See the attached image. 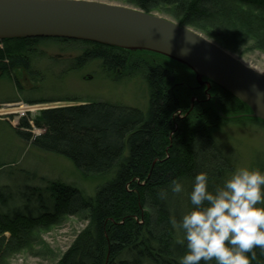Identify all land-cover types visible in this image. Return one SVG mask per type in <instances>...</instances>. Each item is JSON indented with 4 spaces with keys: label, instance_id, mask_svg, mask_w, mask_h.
Returning <instances> with one entry per match:
<instances>
[{
    "label": "trees",
    "instance_id": "1",
    "mask_svg": "<svg viewBox=\"0 0 264 264\" xmlns=\"http://www.w3.org/2000/svg\"><path fill=\"white\" fill-rule=\"evenodd\" d=\"M131 1L145 13L159 7L173 9L183 25L211 21L229 32L233 28L232 35L224 30L225 36L214 37L227 49L230 37L244 36L264 50V0ZM44 41L87 46L68 61L69 71L91 61H98L108 72L143 68L147 104L142 110L88 102L42 110L32 119L33 126L42 130L31 140L32 147L61 156L84 177L102 182L92 196L73 185L50 182L45 188L47 199L34 189L14 194L10 187H0V264H9L14 256L31 251L42 234L63 218L77 215L86 225L56 264H178L186 249L177 243L182 234L169 221L172 216L179 220L191 208L187 193L193 177L206 172L209 190H214L237 166L235 154L213 136L222 121L215 110L225 103H233L247 116L250 110L212 83L211 101L195 104L193 109L186 107V100L196 96L194 75L186 67L149 52L75 40H2L0 76L15 69L30 73L36 45ZM129 58L136 60L135 65ZM175 67L184 71L186 79L181 99L172 87L173 78L179 76ZM177 110L187 111L188 117L174 119ZM204 112L212 114L215 125L203 119ZM175 120L179 121L176 131ZM19 129L30 130L27 119L19 121L16 134L30 141V133ZM174 178L182 183V193L170 191ZM253 250L256 259L251 264H264V251L259 247Z\"/></svg>",
    "mask_w": 264,
    "mask_h": 264
},
{
    "label": "rangeland",
    "instance_id": "2",
    "mask_svg": "<svg viewBox=\"0 0 264 264\" xmlns=\"http://www.w3.org/2000/svg\"><path fill=\"white\" fill-rule=\"evenodd\" d=\"M88 1L138 9L131 0ZM146 13L202 35L243 64L264 74V50L257 47V42L254 40L244 36L238 39L230 37L231 42L227 49L214 39L215 36H225L227 32L224 30L227 29L218 26L215 22L206 21L193 26L183 25L180 23L179 15L173 9L163 7ZM233 31L232 28V32L228 31V33L232 35ZM86 47L79 43L40 42L36 45L32 56L30 73L15 69L0 76V187L8 186L14 194L25 192V190L32 192L31 190L34 189L40 191L47 199L49 193L45 188L50 182L73 185L86 196H92L102 182L99 179L84 177L67 159L39 151L31 146V140L42 133V130L33 126L32 119L42 110L88 102H106L145 109L148 93L143 79V68L136 69L135 66L137 72L117 69L108 72L100 67L98 61H91L80 69L67 70L68 61L81 54ZM0 49H4L3 44H0ZM129 60L130 64L135 65L136 60L130 58ZM175 71L179 76L173 78L172 87L181 99L185 94V86L182 85L186 79L184 71L177 67ZM193 83L196 96L193 95L194 97L183 103L192 109L195 104H205L212 100L210 87L198 85L195 78ZM215 114L222 121L217 123L213 136L227 150L235 154L236 167L259 168L264 172V125L251 120L233 103H225V107L215 110ZM187 115V111L184 112V110L173 113L174 119L177 118L179 121L186 119ZM211 115L205 113L202 118L211 120L215 125L217 121H214ZM22 118L27 119L30 124V130L19 129L21 132L30 133L31 138L27 142L16 134ZM179 121L175 120L173 129L178 128ZM85 225V221L79 215L63 218L40 236L31 251L14 256L9 260V264H56Z\"/></svg>",
    "mask_w": 264,
    "mask_h": 264
},
{
    "label": "water",
    "instance_id": "3",
    "mask_svg": "<svg viewBox=\"0 0 264 264\" xmlns=\"http://www.w3.org/2000/svg\"><path fill=\"white\" fill-rule=\"evenodd\" d=\"M66 39L144 51L189 69L198 85L214 84L264 122V74L202 35L138 9L88 0H0V41Z\"/></svg>",
    "mask_w": 264,
    "mask_h": 264
},
{
    "label": "clouds",
    "instance_id": "4",
    "mask_svg": "<svg viewBox=\"0 0 264 264\" xmlns=\"http://www.w3.org/2000/svg\"><path fill=\"white\" fill-rule=\"evenodd\" d=\"M169 187L173 194L184 191L175 178ZM187 196L191 208L169 221L186 249L178 264H251L253 249L264 251V172L259 168L236 167L214 190L208 174L198 172Z\"/></svg>",
    "mask_w": 264,
    "mask_h": 264
}]
</instances>
